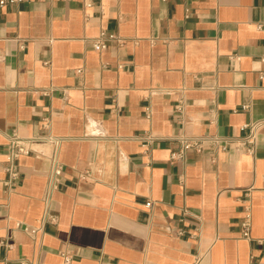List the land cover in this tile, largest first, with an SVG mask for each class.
Here are the masks:
<instances>
[{
	"label": "crops",
	"instance_id": "obj_1",
	"mask_svg": "<svg viewBox=\"0 0 264 264\" xmlns=\"http://www.w3.org/2000/svg\"><path fill=\"white\" fill-rule=\"evenodd\" d=\"M258 23L264 0L0 6V264H264V124L253 153L169 158L177 135L237 138L264 120ZM102 30L123 42L97 52ZM13 133L60 143L21 155L9 185Z\"/></svg>",
	"mask_w": 264,
	"mask_h": 264
},
{
	"label": "built area",
	"instance_id": "obj_2",
	"mask_svg": "<svg viewBox=\"0 0 264 264\" xmlns=\"http://www.w3.org/2000/svg\"><path fill=\"white\" fill-rule=\"evenodd\" d=\"M24 0H0V6L6 5L8 3H16ZM165 1V0H162ZM257 28H264V23H258ZM113 40L117 43H122L123 40L112 31L102 30L94 38L92 46L97 52L102 51L106 47V41ZM264 60V57H262ZM80 73V70H77ZM247 105H242V108H246ZM179 111L182 107L178 108ZM49 120L45 121V125L48 126ZM264 124V120H257L253 122L246 123L242 126V129H247L246 133L241 137H221L218 135H186L180 134L175 137L178 141L179 146L177 150L170 152L169 158L171 160L182 159L188 150H194L196 152H201L205 147L210 146L215 150H227L228 148H234L237 151H244L247 153H253L256 132ZM150 138V137H149ZM39 143H48L54 147V150L58 147L60 139L54 137L51 133L23 137L16 133L9 136L6 143V153H5V172H6V183L13 184L18 177V164L17 160L21 155H27L34 151V148ZM54 155V154H53ZM53 157L52 162V175L57 177L62 172V166L58 163L56 158ZM145 205L150 207L153 205L152 200H148ZM50 222H56V217L51 216L49 218ZM20 223H16V227H19ZM250 227H251V215L248 209L245 210L244 216L240 221L241 234L249 238L250 237ZM23 230L30 235H34L38 228L37 227H23ZM257 243L264 244V238L257 239ZM69 256L64 254V262L68 263Z\"/></svg>",
	"mask_w": 264,
	"mask_h": 264
}]
</instances>
